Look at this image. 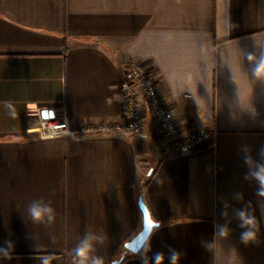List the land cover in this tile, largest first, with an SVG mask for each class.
<instances>
[{
  "label": "crops",
  "instance_id": "1",
  "mask_svg": "<svg viewBox=\"0 0 264 264\" xmlns=\"http://www.w3.org/2000/svg\"><path fill=\"white\" fill-rule=\"evenodd\" d=\"M260 45L264 0H0V246L14 245L0 264H74L86 233L110 264L143 227L141 196L160 226L121 264H169L171 250L179 264H212L214 223L232 229L215 238L221 255L264 264V218L245 245L232 214L250 201L261 215L240 152L258 160L264 147V78L247 59ZM131 61L154 70L181 128L213 135L166 157L149 119L132 137L43 135L45 109L74 130L123 121ZM34 201L51 204L54 223L31 219Z\"/></svg>",
  "mask_w": 264,
  "mask_h": 264
},
{
  "label": "built area",
  "instance_id": "2",
  "mask_svg": "<svg viewBox=\"0 0 264 264\" xmlns=\"http://www.w3.org/2000/svg\"><path fill=\"white\" fill-rule=\"evenodd\" d=\"M123 95V121H101L71 129L65 119L42 118L43 135H122L132 137L144 133L146 119L153 125L152 134L160 145L162 156L187 154L213 135L206 127L181 128L172 108L165 103L153 69L139 61L128 63L120 84Z\"/></svg>",
  "mask_w": 264,
  "mask_h": 264
},
{
  "label": "clouds",
  "instance_id": "3",
  "mask_svg": "<svg viewBox=\"0 0 264 264\" xmlns=\"http://www.w3.org/2000/svg\"><path fill=\"white\" fill-rule=\"evenodd\" d=\"M260 53H248L247 59L252 63V75L258 79L264 78V45H260ZM251 149L248 146H241L240 152L242 154V160L244 166L247 168V172L244 175V179L249 182H255L256 195L258 199V206L260 209V217L255 215V211L252 208V204L249 201L244 207L233 208V219L237 223V227L241 229L239 238L242 244L248 245L250 243L259 242V233L261 232L260 219L264 218V147H261L258 151L259 159H254L251 155ZM237 201L243 200V195L236 193L233 197ZM230 205L225 201L223 203V211L221 216L227 218L228 208ZM28 214L34 222L47 221L48 224H52L56 220L55 209L50 203H44L43 201H34L28 206ZM231 223V221H229ZM232 229L228 224L214 223L213 242H210L206 246V250L212 254V264H241L240 258L235 249H231L227 253L224 250V254L215 246V238H227ZM13 242L7 240L3 246H0V259H11V249L13 248ZM93 243L90 241L89 235L86 233L81 242L73 249L74 264H105L102 257L93 256ZM180 253L176 250H171L169 255V264H179ZM157 264H163L162 254H157Z\"/></svg>",
  "mask_w": 264,
  "mask_h": 264
},
{
  "label": "water",
  "instance_id": "4",
  "mask_svg": "<svg viewBox=\"0 0 264 264\" xmlns=\"http://www.w3.org/2000/svg\"><path fill=\"white\" fill-rule=\"evenodd\" d=\"M42 117L45 119L54 118L55 112L51 109H45L42 111ZM139 206L143 214V227L140 232H138L132 239L125 243V249L127 252L133 254H137L142 250L153 230L160 226V222H157L153 219L143 196H141L139 199ZM126 255V253L123 254L120 258L113 260L110 264H121L124 261Z\"/></svg>",
  "mask_w": 264,
  "mask_h": 264
},
{
  "label": "trees",
  "instance_id": "5",
  "mask_svg": "<svg viewBox=\"0 0 264 264\" xmlns=\"http://www.w3.org/2000/svg\"><path fill=\"white\" fill-rule=\"evenodd\" d=\"M144 186H145V185H144ZM137 255H138V253H137V254H133V253H130V252H129V253L126 255L124 261L127 260V259H129V258H131V257L137 256Z\"/></svg>",
  "mask_w": 264,
  "mask_h": 264
}]
</instances>
